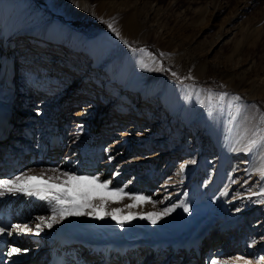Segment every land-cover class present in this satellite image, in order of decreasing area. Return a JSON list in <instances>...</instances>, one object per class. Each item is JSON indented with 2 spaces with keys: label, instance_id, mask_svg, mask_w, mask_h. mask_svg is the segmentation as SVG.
Masks as SVG:
<instances>
[{
  "label": "bare ground",
  "instance_id": "6f19581e",
  "mask_svg": "<svg viewBox=\"0 0 264 264\" xmlns=\"http://www.w3.org/2000/svg\"><path fill=\"white\" fill-rule=\"evenodd\" d=\"M73 1L70 5L72 9H86L87 0ZM129 2L119 0L118 5L115 4L117 8H103L106 13L117 9L114 14L117 22L113 27L119 35L111 28L110 32L88 37L56 18L50 10L39 7L35 0H0V170L6 174L12 170L10 176L16 170L19 175H39L43 172L47 178L42 166H19L20 158L26 160L32 156L55 161L66 169L74 170L87 171L103 163L104 167L96 175L102 182L111 181L118 186L130 176L131 188L137 189L140 182L149 185L156 181L154 166L163 157L161 154L165 150L173 152L176 148L170 138L176 132L175 127L180 123L182 126L194 124L199 116L201 135L205 133L215 149L212 179L202 186L195 183L196 186L191 189L193 199L188 201L189 211L168 226H103L94 223L92 216L81 215L67 216L51 228L43 227L38 235L35 228L40 223L38 218L52 216L51 207L36 196L5 192L0 196V228L5 230L0 233V238L5 232L9 233V240L21 249L20 253L10 257L8 264H152L153 261L159 264H196L195 261L205 264V261L209 262L208 257L213 256L212 253L221 250L217 245L213 246L214 239L225 231H229L228 238L231 239L238 228L239 231L250 230L243 243H239L243 239L240 233L238 239L236 235L235 240L228 242L229 239H226L224 244L228 242L227 247L236 244L243 258L246 257L242 259L244 264L253 263L252 257L259 248L247 239L249 234L254 235L262 228L254 226L258 222L264 224V215L250 223L247 219L243 221V212L230 211L229 201L233 202L240 195L233 192L235 186L232 179L237 171L243 170L236 174V179L260 177L257 169L261 166L264 148L257 145L252 151L243 149L250 140L259 141L262 135L254 136L252 120L235 103L228 107L230 110L224 117L219 107L212 103V112L196 115L198 107L191 101L202 100L204 103L207 100L210 103L209 95L200 85L180 84L167 79L160 57L146 48L127 47L124 40L133 39L143 44L153 31L146 20L135 19L136 9ZM101 5L102 1L97 6ZM73 40L80 41L76 49ZM15 49L23 54V67L13 60L11 52ZM105 53L110 54L111 59L101 69L99 63ZM193 76L198 78L199 74L194 73ZM238 79L242 77L238 76ZM17 85L22 92L16 94ZM28 90L34 93L32 98L45 99L39 105L43 106L39 115L46 116L48 131L45 132L46 138L42 135L41 141L37 137L39 142L32 144L31 138L26 137L19 145L13 143L15 137H11L10 133L15 130L17 107L25 102ZM231 90L228 93L230 98L240 101L242 95L238 88ZM70 109L72 111L67 116L65 113ZM159 112L166 117L162 115L157 124L165 122L168 133L162 137H154L148 132L140 134L138 129L141 125L149 123L152 127L157 121L153 116ZM68 118L76 125L84 124L87 129L73 137L70 135L71 148L65 149L63 132ZM29 130V126L24 127L25 134ZM95 134L102 140L96 139ZM117 135L129 136L123 142L125 149L120 150L119 147V141L125 137L119 139ZM102 144H106L103 149ZM150 148H153L150 155L144 152L138 160H122L127 155L126 151L138 149L142 152ZM78 153L79 158H75ZM12 166H16L14 171ZM183 189L182 184L170 187L167 195L181 196ZM252 191L264 193L261 177ZM260 196L256 195L254 199L261 200ZM247 198L242 200L244 204L248 203ZM44 207L47 208L45 211ZM221 215L224 218L217 224L212 245H205L207 227ZM15 225H27L32 231L19 232ZM250 225L253 227L250 228ZM248 253L251 254L247 257Z\"/></svg>",
  "mask_w": 264,
  "mask_h": 264
},
{
  "label": "rangeland",
  "instance_id": "374dc122",
  "mask_svg": "<svg viewBox=\"0 0 264 264\" xmlns=\"http://www.w3.org/2000/svg\"><path fill=\"white\" fill-rule=\"evenodd\" d=\"M35 1L39 7L47 11L50 10L56 18L69 23L72 29L82 32L88 37L97 36L104 31L110 32L111 28L108 27L109 23L113 25L117 22L114 19V14L117 13V9H114V11L111 9V11L106 13L103 8H105L104 6H114V8H117L118 6L116 5L118 4L116 3L119 0H115L114 3L112 2L113 0H87L88 3H86V9L84 11L72 9L70 5L74 2L73 0ZM100 1L103 3L101 5L102 7L97 6ZM129 3L136 9L134 14L135 19L146 20L153 31L144 41L145 43L143 42L141 44V42L133 39H127L124 40L125 45L130 48H146L160 57L161 66L167 79H171L180 84L192 83L196 86L200 85L204 89V93L209 95L210 103L207 100L204 101L205 104L202 100H196V102L191 101L192 105H197L196 108L198 107L195 110L196 115L201 114L200 116H202L205 114L203 113L205 111L212 112L210 111L212 103L213 106L219 107L221 116L224 117L227 111L230 110L228 107L235 103L237 108L240 105L239 109L242 110V113L252 120L254 136H264V0H130ZM79 43L80 41H72L75 49ZM146 44H149V48L153 50L146 47ZM20 51L19 49H15L11 54L13 55L14 62H19V65L23 67V60H21L22 52ZM110 56L107 53L103 54L99 63L101 69L111 59ZM194 73H198L199 77H194ZM16 74L18 75L19 72L17 71ZM238 76H241L242 79H238ZM233 88H238L242 95L240 101L230 98L228 93ZM18 92L21 93L22 91L18 89L17 85L15 86V93L17 94ZM32 94L34 93L28 90L25 102L17 107L14 118V123L16 124L15 130L10 133L11 137H15L16 140V142L13 140V143L19 145L22 144V139L26 137L31 138L30 141H32V144L35 141L39 142L43 136V138H46L45 132L48 131L46 116L44 119V115H39L43 109V106L39 105L45 99L32 98ZM160 109L161 107L157 111ZM71 111L72 109L67 110L65 114L68 116ZM162 115L163 113L159 112L156 116H153L154 118L152 117L153 119H157L152 127H150L149 123L142 124L141 128L138 129L139 133L144 134V132H148L150 135L154 134V137L165 136L168 133L166 129L167 124L165 125V122L164 124H157L163 116L166 117ZM198 118L194 124L182 126V123H180L175 127L176 132L170 138L174 141L175 145L173 144V147L176 148L173 152L165 150L161 154L163 157L159 159L157 166H154L156 172V181L154 183L147 185L148 183L140 182V188L133 189L129 182L132 179L130 176H127L120 185L115 186L111 184L109 186L110 190L124 188V191L128 195L124 196L123 199H113L106 203L99 217L92 216L94 223L103 226L120 225L116 219L106 214L112 212L114 209H120V212L116 213V215L121 219L127 217L130 213L134 214V218L127 220L124 225L134 224L136 226H168L177 218L186 214L184 205H188V201L193 199L191 197L193 196V187L196 185L202 186L207 180L212 179L213 169L216 163L214 146L205 133L201 135V125L198 124L201 120L199 116ZM41 120H45V122ZM67 122L63 132V146L65 149L71 148V141L74 134L82 133L85 128L87 129L82 123L76 125L70 119ZM25 126H29L30 129L26 134L24 132ZM70 131L72 134H70ZM37 137L41 139L39 140ZM116 137L119 139L120 137H125L123 141H119L120 150L125 149L126 146L123 142H126L129 136L117 135ZM95 138L102 140L98 134H95ZM105 147L106 144H102V149ZM152 149L150 148L142 152L138 149L133 152L126 151L125 153L127 155L122 160L123 162L138 160L141 158L140 154L146 152L145 154L150 155ZM79 156L80 153L76 154L75 158H79ZM145 159L142 158L141 160ZM260 160L259 165H264V154L263 156L261 155ZM22 165L24 168L30 165H33L30 167L42 166L45 168L43 171L48 176H58L64 172L74 173L80 176H96L99 175L98 173L104 167L102 163L97 168L87 171L74 170V168L66 169L56 164L55 161L49 162L44 160V158L37 159L36 156H32L26 160L20 158L19 166ZM181 166L184 167L182 171ZM261 166H258V169ZM15 167L12 166L13 171ZM53 169H57L58 171L54 173L52 171ZM236 170H238V167ZM18 172L16 170L10 176L12 170L9 174H6L4 170H0V180L15 179L19 175ZM241 172L243 170L239 171V173ZM236 174L232 179L235 186L233 192L240 193V195L233 202L229 201L230 211L237 213L240 211L243 212V221L247 219L250 223L264 215V195L260 196L261 200H256L254 199L256 195H253V193L258 192L252 191L258 184L260 177L252 176L250 179L243 180V178L236 179ZM100 182L102 181L100 180ZM179 184H182L184 194H181V196L167 195L170 192H167L170 187H177ZM138 194L149 197V201L136 202L130 199V196ZM246 197L249 200L247 204H244L242 200ZM1 200L2 197L0 198V202ZM43 201L48 204L49 208L51 207L48 201ZM95 201L93 200V203H100L99 200ZM255 201L258 202L252 204ZM128 205L135 206L128 207ZM173 205H178V207L167 216L161 217L156 224H152L148 219L142 218L148 213L162 212L165 208H172ZM46 209L44 207V211ZM255 209L258 211H255ZM85 211H91V208L85 209ZM223 218L224 216H219L218 219H215L207 227L205 245H212V236L217 224ZM213 219L209 220L212 221ZM261 224L262 222H258L254 226L257 227L260 225L259 227L262 226V228L258 229L254 235L249 234L247 239L248 241L251 240L254 242L253 246L259 248L258 252L252 257L254 262L248 264H264V238H260L264 236V224ZM252 227L250 225V228ZM238 231L239 228L234 232V237L238 235V239L241 233L243 239L239 243H243L250 230L246 232L244 229ZM8 234L5 232V235L0 238V264H8V261L11 259V256H8L7 253L14 246V242L9 240ZM228 237L229 231H225L222 236L218 235L214 239L213 242L215 243L213 246L217 245L221 250L216 254L209 252L208 255L210 256L211 254L213 256L211 258L208 257V264H244L242 259H246V257L243 258L241 251H239V246L235 244L234 247H227L229 245L228 242H232L236 238L231 237L230 239ZM226 239L229 240L224 244ZM258 239L261 240L257 242ZM250 254H246L247 257ZM195 262L197 264V261ZM152 264H158V262L153 261Z\"/></svg>",
  "mask_w": 264,
  "mask_h": 264
},
{
  "label": "snow or ice",
  "instance_id": "6c2138e0",
  "mask_svg": "<svg viewBox=\"0 0 264 264\" xmlns=\"http://www.w3.org/2000/svg\"><path fill=\"white\" fill-rule=\"evenodd\" d=\"M109 28H112L117 35L119 32L109 24ZM175 75V73H173ZM259 145L264 148V136L260 140H250L249 145L245 147L244 151H252L254 147ZM111 158V157H110ZM183 166H181V171ZM54 173L57 169L52 170ZM257 171L260 174L262 180H264V165H262ZM111 181L100 182L99 176H80L74 173L64 172L60 175L48 176L45 178V174L41 172L39 175H30L27 173L21 174L15 179L0 180V196H3L5 192L16 193L23 192L29 196H36L41 200H46L51 205L52 216L39 217L40 223L35 225L36 234L42 230L43 227L51 228L53 224L59 223L67 216H97L103 211L104 205L110 200H120L128 194L124 191V188H109ZM253 195H264V193H253ZM100 201L99 204H93V200ZM130 199L136 202H147L149 197L142 194L132 195ZM135 205H128V207H134ZM178 205H173L172 208H165L162 212H151L145 217L152 224H156L157 221L167 216L170 212L174 211ZM91 208V211H85V209ZM184 211L188 212L189 208L184 205ZM120 212V209H114L112 212L106 213L117 220V223L124 226L127 220L133 219L134 214L130 213L123 219L119 218L116 213ZM19 232H31L32 229L27 225H15ZM4 228H0V233H3ZM26 251V250H25ZM21 252L20 248L13 247L9 250L8 256H13Z\"/></svg>",
  "mask_w": 264,
  "mask_h": 264
},
{
  "label": "trees",
  "instance_id": "16d2710c",
  "mask_svg": "<svg viewBox=\"0 0 264 264\" xmlns=\"http://www.w3.org/2000/svg\"><path fill=\"white\" fill-rule=\"evenodd\" d=\"M149 44H146V47H148L149 48V46H148ZM149 49H151V48H149ZM151 50H153V49H151Z\"/></svg>",
  "mask_w": 264,
  "mask_h": 264
},
{
  "label": "water",
  "instance_id": "95a60500",
  "mask_svg": "<svg viewBox=\"0 0 264 264\" xmlns=\"http://www.w3.org/2000/svg\"><path fill=\"white\" fill-rule=\"evenodd\" d=\"M43 6V4H41Z\"/></svg>",
  "mask_w": 264,
  "mask_h": 264
}]
</instances>
